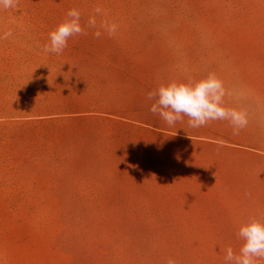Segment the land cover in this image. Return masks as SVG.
<instances>
[{
  "label": "rangeland",
  "instance_id": "1",
  "mask_svg": "<svg viewBox=\"0 0 264 264\" xmlns=\"http://www.w3.org/2000/svg\"><path fill=\"white\" fill-rule=\"evenodd\" d=\"M72 8L86 34L46 53ZM9 30L0 264H225L240 223L264 217V0H20L0 11ZM210 71L248 113L239 135L214 120L189 137L187 116L150 111L161 83Z\"/></svg>",
  "mask_w": 264,
  "mask_h": 264
},
{
  "label": "clouds",
  "instance_id": "2",
  "mask_svg": "<svg viewBox=\"0 0 264 264\" xmlns=\"http://www.w3.org/2000/svg\"><path fill=\"white\" fill-rule=\"evenodd\" d=\"M20 0H0V11L16 9ZM102 9L97 7L96 14ZM106 15V13H105ZM81 13L72 8L65 17L49 33V43L43 50L46 53L60 54L66 47L70 37L86 34L80 23ZM95 16L88 20L89 27H96ZM102 27L109 36L117 32L118 25L107 19L101 21ZM12 36L11 30L0 35V39ZM96 38L101 36L100 31L94 33ZM232 93L226 89L224 81L216 72L210 71L200 79L171 80L161 83L155 91L148 93V99L155 102L150 111L159 116L169 125L181 121L183 116L189 118L190 127L198 128L209 121H227L233 128V134L239 135L240 130L247 127L248 113L243 108L229 107L225 104L226 95ZM237 235L241 240L238 250L226 247L225 264H260L264 261V217L252 215L240 223ZM166 264H176L169 257Z\"/></svg>",
  "mask_w": 264,
  "mask_h": 264
},
{
  "label": "trees",
  "instance_id": "3",
  "mask_svg": "<svg viewBox=\"0 0 264 264\" xmlns=\"http://www.w3.org/2000/svg\"><path fill=\"white\" fill-rule=\"evenodd\" d=\"M178 133L196 138L204 137V134L209 135V131L203 127L193 128L190 126H186L184 130H179Z\"/></svg>",
  "mask_w": 264,
  "mask_h": 264
},
{
  "label": "crops",
  "instance_id": "4",
  "mask_svg": "<svg viewBox=\"0 0 264 264\" xmlns=\"http://www.w3.org/2000/svg\"><path fill=\"white\" fill-rule=\"evenodd\" d=\"M189 126V125H188Z\"/></svg>",
  "mask_w": 264,
  "mask_h": 264
}]
</instances>
